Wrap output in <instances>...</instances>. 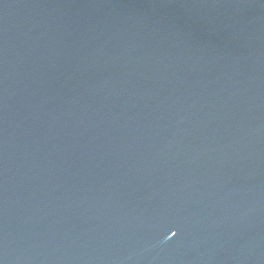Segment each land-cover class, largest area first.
<instances>
[{
	"label": "water",
	"instance_id": "water-1",
	"mask_svg": "<svg viewBox=\"0 0 264 264\" xmlns=\"http://www.w3.org/2000/svg\"><path fill=\"white\" fill-rule=\"evenodd\" d=\"M0 264H264V0H0Z\"/></svg>",
	"mask_w": 264,
	"mask_h": 264
}]
</instances>
